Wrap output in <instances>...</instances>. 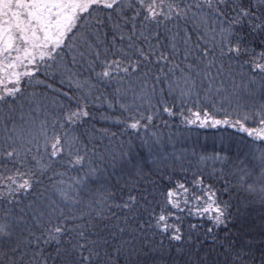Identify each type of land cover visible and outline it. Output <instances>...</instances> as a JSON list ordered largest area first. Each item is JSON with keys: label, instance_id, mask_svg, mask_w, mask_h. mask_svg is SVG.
<instances>
[{"label": "snow or ice", "instance_id": "obj_1", "mask_svg": "<svg viewBox=\"0 0 264 264\" xmlns=\"http://www.w3.org/2000/svg\"><path fill=\"white\" fill-rule=\"evenodd\" d=\"M44 94L54 96L51 107L37 101ZM97 115L109 127L79 133ZM173 127L231 130L237 151L221 140L210 154L195 147L164 153ZM118 136V151L98 154V138L112 143ZM137 147L152 171L133 161ZM118 165L130 170L126 179L116 174ZM71 171L78 175L68 182ZM45 178L53 194L45 198L47 213L43 201L28 205L41 232L25 228L0 264L5 256L7 264H24L25 257L48 264L40 245H60L68 233L75 237L66 241L72 264H97L96 245L107 240L90 235L96 220L110 219L113 239L135 231L128 225L136 219L140 230L159 234L161 245L167 240L168 254L143 264H206L199 244L186 255L183 245L193 240L184 214L191 232L206 222L215 244L219 230L234 222L221 192L244 194L235 215L253 203L264 207V0H0V204L18 203ZM114 208L129 215L114 217ZM11 221L27 224L23 214ZM12 238V231L0 236ZM220 247L223 264H264V221L260 240ZM103 256L111 264L107 251Z\"/></svg>", "mask_w": 264, "mask_h": 264}, {"label": "trees", "instance_id": "obj_2", "mask_svg": "<svg viewBox=\"0 0 264 264\" xmlns=\"http://www.w3.org/2000/svg\"><path fill=\"white\" fill-rule=\"evenodd\" d=\"M195 39V37H194ZM256 87V86H254ZM31 91V90H30ZM36 91H41V89H36ZM54 96L52 95H40L37 97V101L45 106L51 107L53 104ZM100 111H103L101 109ZM7 115V112L4 113ZM93 126L95 128H103L109 127V125L104 124L99 120V116L95 120L89 119L86 124L81 127L78 131L79 133L85 132L86 129H91ZM112 131H116L115 128L111 129ZM166 133L169 129L164 130ZM170 131L173 133L171 143L166 139L164 143V147L161 149L164 153H171L174 150H179L181 147L192 148L195 147L197 152L201 149H204L209 154L212 152L214 148L218 149L221 146V140H223V145L233 154L237 151L238 140L235 134L231 132V130L222 129L220 131H211V130H192L191 132L184 129H177L175 127L171 128ZM177 133H179L177 135ZM120 137L116 138V142L110 143L107 139H97L96 147L98 149V154L106 151H118V141ZM126 139V137H125ZM172 144L175 145V148L172 147ZM139 153L136 155V153ZM133 161L134 162H142L145 168V171H152L151 165L147 161V156L145 152L139 147H137L133 152ZM130 170L126 165H118L116 168L117 175H124L125 179ZM82 175V173H79ZM51 175V173H49ZM77 171L69 172L68 176L65 177V180L70 182V179H75L77 177ZM109 175L111 178V183L113 187L116 189V198L121 199L122 194L120 191L121 185L117 184L114 177L111 176V169L109 170ZM156 174L152 172V176L154 177ZM149 177H146L148 179ZM49 181L47 178L44 179L43 183L37 185L36 190L33 193L25 196L24 194H20L17 198L18 203H13L11 206L6 203L0 204V226H3V231H0V236L5 235L8 231L13 232L12 239H0V254L4 252H8L19 239H22L20 233L27 227L31 226L32 230L39 234L41 229L37 227L32 220L31 213L33 209H30L28 205L32 203L34 200L39 203L43 201L41 204V208H44V204L47 203V199L53 198V194L46 190V186ZM94 187V185H93ZM145 187L148 188L150 192L151 186L144 185L143 182L140 184L141 190ZM218 187L222 188L223 185H218ZM43 190V191H42ZM126 192L127 189H124ZM222 198L225 200H230L233 206L234 213V222L228 226V228H222L216 234L215 240L216 243L213 244L211 242L212 238L207 236L206 222H197L202 224L201 227L198 228L197 232H191L189 229V224L192 223L191 217L186 214L183 215L182 226L185 229L186 237L191 235L193 244L189 245L187 240L183 245L186 255L193 254V250L197 244L200 245V256H207L208 259L206 264H223V249L220 247L221 243L227 245L229 242L234 240L241 241L248 238H252L255 240L261 239V222L264 221V216L261 214L264 213V207H261L258 203H253L247 209V212L243 215H235L236 209L240 206V198L244 196L243 193L237 194L235 190L228 194H224L221 192ZM82 196H87V193H82ZM248 200H255L253 196H247ZM9 209H11L10 215H6L9 213ZM23 210V213L21 212ZM45 213H47V208H44ZM67 211V209H66ZM24 215L27 220V224L16 225L11 221L13 217H19ZM114 217H123L124 215H129L122 212L120 209H113ZM47 216L45 215L42 223L47 220ZM142 218V217H141ZM115 222L114 219H110L107 221L96 220L94 231L96 235H90V239H94L99 241L107 240V244L98 243L96 247L99 249L101 253L102 259L97 262V264H104V252L107 251L108 259H110L111 264H143L145 261H150L157 253L168 254L169 245L167 240H165L164 244L161 245L159 243V234L153 236V234L145 229L140 230L138 225V220L133 219L129 221L128 227L130 229H136L135 231H126L123 235H120L118 232L115 233V239L112 238L114 229H110L109 226ZM71 239L72 243H75V237L72 233H68L65 237H62V243L57 245L54 241L48 245L41 244L40 246L44 250V255L48 258V264H72L73 259L75 258V253L72 251V244L67 243L66 241ZM119 248V251H116V248ZM63 249L60 256L57 255V249ZM259 255V253H255ZM219 257V259H218ZM171 259H176L175 254V246H172L171 251ZM5 262L7 264L8 257H4ZM27 257H25L24 264H27Z\"/></svg>", "mask_w": 264, "mask_h": 264}]
</instances>
